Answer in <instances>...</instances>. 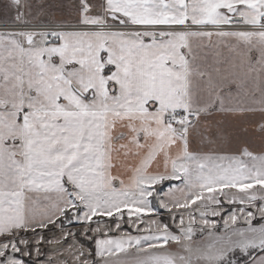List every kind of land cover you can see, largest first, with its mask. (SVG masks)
<instances>
[{
  "label": "snow or ice",
  "instance_id": "6c2138e0",
  "mask_svg": "<svg viewBox=\"0 0 264 264\" xmlns=\"http://www.w3.org/2000/svg\"><path fill=\"white\" fill-rule=\"evenodd\" d=\"M236 256L264 264V0H0V264Z\"/></svg>",
  "mask_w": 264,
  "mask_h": 264
},
{
  "label": "rangeland",
  "instance_id": "374dc122",
  "mask_svg": "<svg viewBox=\"0 0 264 264\" xmlns=\"http://www.w3.org/2000/svg\"><path fill=\"white\" fill-rule=\"evenodd\" d=\"M161 213H162V215H161V219H163L164 221H167V220L169 219V214L167 215L166 212H164V211H162ZM254 223H255V221H254ZM70 227H71V226H70ZM218 227H220V226H218ZM221 230H222V229H221ZM49 235H51V234H49ZM195 238L197 239V241H203V242H205V243L210 242V240H209V238H208L207 236L202 235V234H200V233H197V235H196ZM82 239H83V237H82ZM87 243H88L90 246L94 247V245L91 244V241H88ZM47 258H48L47 255H42L39 259H41V260H47ZM234 258L238 259V260L240 261V263H241V262L243 261V259H244V257H242V256H236V257H234Z\"/></svg>",
  "mask_w": 264,
  "mask_h": 264
},
{
  "label": "crops",
  "instance_id": "0c3cea01",
  "mask_svg": "<svg viewBox=\"0 0 264 264\" xmlns=\"http://www.w3.org/2000/svg\"><path fill=\"white\" fill-rule=\"evenodd\" d=\"M221 53H222V55L226 58L228 55H229V53H228V51H227V49L226 48H222L221 49ZM215 52L214 51H208L207 52V55L209 56V57H213V56H215ZM260 139L258 138V137H254L253 139H252V144H253V146L256 148V149H259V147H260ZM176 184H179V182L177 181V182H175ZM162 211H164V212H166V214L168 215V213H167V211H165V210H161V212ZM214 219H217V220H219V217H216V218H214ZM219 226V225H218ZM240 264H242V262L240 263Z\"/></svg>",
  "mask_w": 264,
  "mask_h": 264
}]
</instances>
